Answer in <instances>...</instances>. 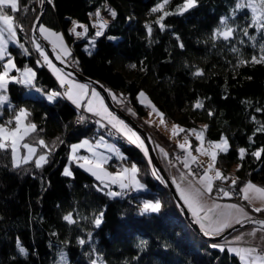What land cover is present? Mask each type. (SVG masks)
Masks as SVG:
<instances>
[{
	"label": "trees",
	"instance_id": "16d2710c",
	"mask_svg": "<svg viewBox=\"0 0 264 264\" xmlns=\"http://www.w3.org/2000/svg\"><path fill=\"white\" fill-rule=\"evenodd\" d=\"M31 1L17 0L14 25L24 27L32 20ZM238 2L241 0H196L194 8L180 14L183 0H169L163 11L174 14L165 18L161 30L156 21L163 11L151 9L163 0H53L45 3L40 23L61 31L70 44L72 19L93 37L94 7H111L117 15L103 35H95L91 43L72 45L69 56L76 54L74 65L124 96L139 116L132 118L142 126L139 121L148 108L137 99L140 90L166 122L179 126L177 136L187 137L191 146L197 142L192 129H203L205 141L225 135L229 151L218 153L215 165L228 179L215 180L216 188H227L233 179L239 189L249 181L264 187V153L259 159L251 154L264 148V130L258 131L264 128V63H251L254 55L259 59L264 54V31L253 26L247 27L249 35L244 34L252 12L244 4L238 10ZM146 26L151 27V34ZM228 27L234 30L229 40L222 36L213 39L215 32ZM31 48L34 53L28 55L9 44L16 67L34 69L35 89L26 92L23 85L10 82L7 92L0 94L9 97L12 109L7 105L0 109V123L20 108L27 109L26 122L34 123L37 131L21 143L34 144L39 155L46 151L37 143L43 139L52 151L48 162L36 168L35 157L14 167L11 148L0 150V264H240L226 249L211 247L219 241H209L189 227L157 176L150 174L142 151L128 141L112 140L120 146L124 163L117 164L113 157L104 166L115 173L119 164L135 162L141 170L138 179L149 186L148 191L109 197L106 192L109 188L119 192L118 185L104 187L75 166L76 157L90 152L79 149L73 154L70 145L82 138L91 140L100 132L90 124H76L77 111L62 96L47 99L57 85L39 51ZM198 69L203 75H194ZM9 74L19 75L16 69ZM198 101L201 108L194 107ZM14 126L13 120L10 127ZM240 148L246 150L243 159ZM66 167L71 175L63 174ZM145 198L158 201L159 211L141 214ZM69 213L74 223L64 220ZM257 214L264 216V212ZM97 217L101 218L99 226L94 222Z\"/></svg>",
	"mask_w": 264,
	"mask_h": 264
},
{
	"label": "snow or ice",
	"instance_id": "6c2138e0",
	"mask_svg": "<svg viewBox=\"0 0 264 264\" xmlns=\"http://www.w3.org/2000/svg\"><path fill=\"white\" fill-rule=\"evenodd\" d=\"M44 0H41L43 3ZM169 2V0H163V3H158L154 8L151 9L152 12L163 11L165 5ZM48 3H51V0H48ZM261 5L264 6V0H261ZM196 6V0H183V4L179 8V13L183 14L191 8ZM251 8L252 17L251 23L248 24L244 30V34L249 35L247 32V27H256L258 31H264V12L261 13L259 17L256 16L257 8L251 4L248 5ZM244 7L243 4L237 3V9L242 10ZM10 8L12 13H16L18 10L17 0H0V61H4L5 57H9L5 63L0 65L3 71H0V92L6 93L8 90L9 83H17L23 84L27 86H33V81L36 76V73L31 68H25L23 70L22 77L10 76L9 73L16 69V64L14 60L11 58V54L8 50L9 44L17 43V31L16 27H19L20 30H23L22 25H14V17L12 15L5 14ZM110 15L113 19H115L117 13L114 10H109ZM174 13L163 11V14L159 16L156 23L159 25L161 30H164L165 25L163 21L169 15ZM97 17V23L93 25V27H98L95 35L97 37L103 35V30L107 27V21H102L100 19V12L97 10L95 13ZM40 21V17L37 16L33 21L32 27L37 29L41 36L46 41H49V37H55V40H50L49 42L53 45V51H56L57 42L60 43L61 51L65 55H60L57 53L56 59L60 60L61 63H66L67 55H70L67 48L63 45V37L50 29L44 26L42 23H38ZM74 27L70 29V31L75 32V28L81 27L84 28V32H87V28L84 25H77L75 21L72 22ZM222 23H226L222 20ZM148 27V32L151 34V27ZM233 29L228 27L225 31H217L213 35V39L218 36H222L224 40H229L233 35ZM76 36L79 38L84 35V33L76 32ZM251 39H255L254 37H250ZM33 44L35 45L37 51H39L40 57L43 58L45 64L53 71V73H61V75L57 76V79L60 82V85L63 87L67 85V89L64 93H60L57 91H52L47 93V99L49 101L54 100L56 97L63 95L68 100H70L78 109H83L84 111L91 113L94 116L100 117V120H97L96 123L100 125V127H105L104 124L101 123V120H107V124L111 125L113 129L117 132L125 135L132 143H136L139 141L140 146L142 147L144 141L141 139L139 135L135 132H132L125 122L119 119L112 111L109 110L108 105L105 103V99L101 96V94L95 89L91 88L89 90V86L85 84L77 83L70 79L72 73H63L62 69H57L52 61L49 59L48 55L45 53L44 49L41 47L39 43L33 40ZM183 47V45H180ZM21 49L24 50L25 54H27V49H24L22 44L19 45ZM233 51H238L233 48ZM261 53H264V45L261 46ZM241 63H247V61H241ZM251 63H264V54L260 56L259 59L254 55L251 59ZM37 64H40V61H37ZM132 67H135L133 65ZM17 71H19L17 69ZM194 75L200 76L203 75L201 70H197ZM103 87V86H101ZM37 92H40V88H36ZM108 92V95L111 99L117 104L123 103L121 97H118L115 93H113L109 89H105ZM143 98V99H140ZM138 99L140 103L143 104V101L147 99L145 93L143 91L138 93ZM5 105L9 109H12L11 102L9 97L6 94H0V109H2ZM148 106L152 107V111L156 112L157 115L161 116V124L164 123L163 113H160L154 105L151 104V101H148ZM203 105L201 102H197L194 107L201 108ZM127 111L133 113L131 108H128ZM260 111V109H257ZM135 114V113H133ZM212 113H209L211 115ZM30 113L25 108H20L18 111H15V115L9 119L5 123H0V150L7 151L9 147L11 148V156L13 161V166L18 167L21 160L18 158L19 149L22 147L27 150V154L22 157L23 163H28L35 157V167L41 168L45 163L48 162L47 156L52 151L51 148L46 144L43 139L37 141L39 146L42 149H45L44 154L37 155V148L34 144H29L27 142L21 143L25 141L26 137H29L31 133L37 131V126L34 123H27V117ZM151 115V113L149 114ZM85 117L80 116L78 120L83 121ZM13 120L15 121V126L10 127L12 125ZM179 126H173V135H176V128ZM207 126L205 125V128ZM264 130L258 129V131ZM180 131H184L183 128H180ZM195 134L196 139L198 141H203V133L196 131L195 129L190 130ZM103 136L100 137V142L97 143L96 147H105L109 152H112L121 160H125L126 158L120 156L119 149H117L114 145L111 144H103ZM83 144H88V141H83ZM83 145H72L73 154L76 153L79 147ZM210 146L218 151H206L202 146L195 147V152L203 155L210 156L212 163H209L206 169H201L199 164L197 163V157L193 155L191 150V144L187 137H185L184 143H178L177 147L181 149L184 155L177 156V161L183 164V168L186 170L185 172H180V180L184 181V184H177L176 180H173V184H176V190L179 193L180 199L183 201V205L187 207L189 212H191L192 216L195 219V222L200 226L203 234L209 237H222L223 234L228 231L235 229L237 225L240 228H244L247 224L258 225L259 227H255L250 231L237 234L233 237L231 241L226 240L224 245L220 244H212L211 247L218 248L220 251H225L229 254H234L239 258L240 264H264V235H260L257 237V232L264 233V220L254 219L250 213L246 210L245 207H242L236 203H218L217 199H220V194L222 193V198L231 199L233 193L225 190L224 188H216L214 185L215 180H227L228 177L223 176L222 172L218 169H214L215 162L217 161L218 153H227L229 151L228 140L225 137H221L219 142H211ZM159 147V146H158ZM89 150L92 151V157L89 158L87 156L76 157L77 160L83 161V163L79 164L81 168H84L85 171L90 172L96 180L100 181L104 187H109L110 184L118 185L120 191H112L110 188L106 192V195L109 197H118L124 196L128 191L141 192L145 189V185L141 183L138 179L140 168L137 166L135 162L131 163V166H123L117 172L112 173L108 172L104 165L108 164L112 159L110 156H105L102 153L96 152L92 150V147L89 146ZM160 151L167 158L168 153L164 152V149L161 148ZM240 158L243 159L245 154V149L240 148L239 150ZM261 153H264V148L258 149L251 154L255 156L257 159L261 157ZM147 150L145 149V155L147 156ZM69 159L72 160L73 156H69ZM149 164H151V160H149ZM195 164V167L191 165ZM174 166V165H173ZM239 165L237 166V171L239 170ZM215 170V175H210V171ZM64 175H71V172L66 167L64 169ZM153 175H157L156 171H153ZM107 180V182H106ZM237 184V180L233 179L230 188H234ZM98 190H102L99 189ZM239 192L243 194L242 199L247 202L248 205L252 206V211L255 213L264 212V187H259L253 184L251 181L245 183L242 187H240ZM259 201L260 206H255V201ZM211 201V203L209 202ZM161 205L158 201L144 200L141 207V214L145 213H155L158 212ZM64 220L68 223H74L72 219V214L69 213L64 217ZM96 226H99L101 223V218L97 217L95 219ZM247 238V239H246ZM244 241L249 244L248 247H234L230 246L232 244H238L240 241ZM81 244H84V240H80ZM19 247V245H18ZM20 253L24 254L25 250L23 247H20ZM92 264H96L95 261Z\"/></svg>",
	"mask_w": 264,
	"mask_h": 264
},
{
	"label": "rangeland",
	"instance_id": "374dc122",
	"mask_svg": "<svg viewBox=\"0 0 264 264\" xmlns=\"http://www.w3.org/2000/svg\"><path fill=\"white\" fill-rule=\"evenodd\" d=\"M46 2H48V0H45V3ZM51 2H53V0H51ZM241 3L242 4H244V5H246L250 10H251V8L248 6L249 4H251V5H253V6H255L256 8H257V12H256V16L257 17H259L260 15H261V13L263 12L262 11V5H261V3H260V1L259 0H241ZM98 7V8H97ZM99 7L100 6H96V7H94V9H93V11H92V13H91V23L94 25V23L92 22V18L94 17V15H95V13L97 12V10H99V12H100V19L102 18V17H104V16H108V19H107V21H109V20H111L112 19V17H111V15H110V11H109V9H112L111 7H106V8H102V9H99ZM105 9H107V11L105 10ZM40 11V10H39ZM39 11H38V15H39ZM106 12H108L109 14H106ZM104 13V14H103ZM5 14H8V15H13V13L11 12V10H10V8L8 9V11L5 13ZM37 15V16H38ZM34 20H35V18H34ZM102 20V19H101ZM73 21H75L76 23H77V25H81L76 19H72L71 21H70V23H69V25H68V29H72L73 27H74V25H73ZM112 22V20L109 22V24ZM95 23H97V19H96V21H95ZM109 24L107 23V27L109 26ZM47 27V26H46ZM78 27V26H77ZM77 27H76V29H75V33L76 32H78L77 31ZM106 27V28H107ZM48 29H50V30H52V31H55V32H57V33H59L62 37H63V45L67 48V50H68V52L71 54V52H70V47H69V45H68V43L65 41V39H64V36H63V34H62V32L61 31H59V30H55V29H53V28H50V27H47ZM79 28H81V27H79ZM98 28V27H97ZM97 28L95 27V30L97 31ZM106 28L103 30V33L105 32V30H106ZM34 28L32 27V30H33ZM81 29H83V28H81ZM19 31H20V34L21 35H23L22 36V41H21V43L26 47V49L28 50V51H30L32 48H29V47H34L35 45L33 44V38L35 39V36H34V34H33V31H30V32H27V31H22V30H20V28L18 29ZM37 32H38V34L40 35V32L37 30ZM83 33V32H82ZM24 34H29L31 37H28L27 39H25V36H24ZM70 35V34H69ZM76 35V34H75ZM41 36V35H40ZM71 37V36H70ZM24 38V39H23ZM45 40V39H44ZM50 40H55V37H49V41ZM18 41V40H17ZM46 41V40H45ZM48 41V42H49ZM79 42H83V43H91L90 41L88 42V41H86V40H82V41H79ZM30 43V44H29ZM50 43V42H49ZM72 45L75 43L73 40H72ZM76 43H78V42H76ZM50 44H52V43H50ZM43 48V47H42ZM56 48H58L59 50H61V47H60V43L59 42H57V44H56ZM25 49V48H24ZM44 49V48H43ZM44 51H45V53L47 54V52H46V50L44 49ZM48 55V54H47ZM62 55H65L64 53H62ZM39 56H40V54H39ZM48 57H49V55H48ZM70 57H72V56H69L68 55V59L70 58ZM49 59H50V57H49ZM40 60L41 61H43V58L42 57H40ZM51 60V59H50ZM7 61V60H6ZM6 61H4V63L6 62ZM52 61V60H51ZM52 63L54 64V62L52 61ZM47 65V64H46ZM55 65V64H54ZM31 68L33 71H34V69L32 68V66H24V67H16V70L18 69L19 71H17L18 72V74L20 75V77H22V74H23V70L25 69V68ZM47 67H48V65H47ZM55 67L57 68V69H60L57 65H55ZM49 68V67H48ZM50 69V68H49ZM9 75H13V74H9ZM19 75H17V77H19ZM74 80V79H73ZM74 81H76V80H74ZM54 82H55V84L57 85V89L55 88V91H57V92H60L61 94L63 93L62 92V89H64L65 88V86H61L60 85V83L57 81V79H55V77H54ZM78 82V81H77ZM34 83V82H33ZM81 84H84V83H81ZM21 85H23V84H21ZM86 85V84H85ZM104 85V84H103ZM25 88V91L27 92H29V91H31V90H33V89H35L34 88V85L33 86H27V85H23ZM89 86V85H88ZM106 87V86H105ZM91 88H95L99 93H100V91L96 88V87H92V86H89V89H91ZM107 88V87H106ZM108 89V88H107ZM42 90V89H41ZM109 90H111L113 93H115L118 97H121L122 98V100H123V103H120V104H118L117 106H119L120 108H122V110L125 112V113H127V114H129L131 117L132 116H134V117H138L139 118V116H138V114H137V112L135 111V109H133L129 104H127V101H126V99H125V97L124 96H121L120 94H118V93H116L114 90H112V89H109ZM43 91V90H42ZM142 90H140L139 92H141ZM52 92V91H51ZM138 92V93H139ZM144 92V91H143ZM145 93V92H144ZM101 94V93H100ZM146 95V94H145ZM62 96V98L64 99V100H67V98L65 99L64 98V96L63 95H61ZM101 96L103 97V95L101 94ZM147 97V96H146ZM104 98V97H103ZM111 98V97H110ZM137 99H138V94H137ZM140 99H143V98H140ZM139 100V99H138ZM113 101V100H112ZM148 101H150L149 99H148V97H147V99L146 100H144L143 101V104H145V105H147V114L145 115V116H143L142 118H140V120L141 121H139L140 123H142V121H143V127L150 133V135L151 136H154L155 135V133H156V131H162L163 130V124H161L159 121H161V116H159V115H157V113L156 112H153L152 111V107L151 106H148ZM67 102L69 103V101L67 100ZM139 102H140V100H139ZM105 103L107 104V102L105 101ZM113 103L116 105L117 103H115L114 101H113ZM152 104V103H151ZM108 105V104H107ZM108 107H109V110L110 111H112L113 113H114V115H116V113L110 108V106L108 105ZM128 108H131L132 110H133V113H135V114H133V113H130L129 111H127V109ZM151 113V115H149ZM117 117H118V115H116ZM96 118H97V120H100V117H98V116H96ZM119 118V117H118ZM76 119V118H75ZM74 119V121H77V120H75ZM120 119V118H119ZM87 120H89V119H84L83 120V122L82 123H84L85 121H87ZM121 120H123V119H121ZM164 120V119H163ZM124 121V120H123ZM125 122V121H124ZM82 123H79V124H82ZM101 123L102 124H107V120L105 119V120H101ZM126 123V122H125ZM88 125L90 124V125H92L93 127H95V128H97L98 129V131H100V133H99V135L101 134V133H103L101 130H100V128H99V124H97L96 123V121H94V123H87ZM127 124V123H126ZM164 124L166 125V126H168L169 127V129H173V126L174 125H177V124H175V123H169V122H166L165 120H164ZM108 125V124H107ZM128 126H129V124H127ZM203 125V124H202ZM109 127H111V125H108ZM178 126V125H177ZM131 127V126H130ZM154 127H155V129H154ZM132 128V127H131ZM132 130H134L133 128H132ZM156 130V131H155ZM193 130V129H192ZM196 131H199V132H202L203 133V129H201V128H199V129H195ZM141 138H142V136H141V134H139L136 130H134ZM155 132V133H154ZM164 133V132H163ZM178 133V132H177ZM190 133L191 134H194V133H192L191 131H190ZM119 134H120V136L124 139V140H126V141H128L129 143H131L130 142V140L125 136V135H123L122 133H120L119 132ZM195 135V134H194ZM101 136H105L104 134H101ZM196 137V136H195ZM221 137H225L226 138V136L225 135H223V136H221ZM221 137H220V139H218V140H212V141H205V140H203L202 142L201 141H198L197 140V142H195V144H194V146H191V150H192V153H193V155H195L196 157H197V159L200 161V163L202 164V166H203V168L204 169H206L207 168V166H208V164L209 163H212V161H211V159H210V156H207V155H203V154H199V153H196L195 152V147H197V146H202L206 151H208V152H211V151H218V150H216V149H214V148H212L211 146H210V143L211 142H219L220 140H221ZM104 138V137H103ZM107 138V137H106ZM156 138V137H155ZM154 140V139H153ZM184 140V139H183ZM88 141V140H87ZM111 143H112V140L110 139L109 140ZM185 141V140H184ZM184 141H183V143H184ZM115 143V142H114ZM114 143H112V144H114ZM83 144V143H82ZM88 144H89V142H88ZM88 144H86V145H88ZM155 144V143H154ZM229 144V143H228ZM114 145H116V144H114ZM91 147H92V150H94V151H96V152H101L99 149H97L96 147H94V144H91L90 145ZM119 146V145H118ZM119 148H120V146H119ZM140 148H141V151L143 150H145L146 149V146H145V144H143V146L141 147L140 146ZM140 150V149H139ZM147 150V149H146ZM88 151L89 152H92V151H90L89 149H88ZM143 151L142 152H140V154H142L143 153ZM172 151H174V150H172ZM119 153H120V151H119ZM168 153H171V150H168ZM27 154V150L26 149H23V148H20L19 149V152H18V158L21 160V162H22V157L24 156V155H26ZM111 154H114V153H112L111 152ZM40 155V154H39ZM115 155V154H114ZM143 156H144V159H145V162H146V164H147V166L149 167V171H150V174L151 175H153V171H154V167H153V165H152V163L151 164H149V160H150V158L149 157H147V156H145V154L143 153ZM183 156V155H182ZM181 156V157H182ZM159 158V157H158ZM169 158V157H168ZM117 159V164L118 163H120V162H123V160H121V159H119V158H116ZM159 160H160V158H159ZM176 161H177V159H176ZM13 162V161H12ZM124 163V162H123ZM181 163V162H180ZM160 164L162 165V163H161V161H160ZM181 165V164H180ZM122 166H125L124 164H122V165H118L117 166V168H118V170L122 167ZM162 167H163V169H164V166L162 165ZM233 168V167H232ZM232 168L231 169H229V171H231L232 170ZM214 169H218L217 168V166L216 165H214ZM165 171V170H164ZM166 173V172H165ZM210 175H215V170H212V171H210V173H209ZM159 182L162 184V186L165 188V190H166V192L168 193V191H167V189H166V187L164 186V184H163V182H162V180L160 179V177H159ZM144 184V183H143ZM145 185V189L143 190V191H148V190H150V188H149V186H147L146 184H144ZM169 194V193H168ZM240 197V195L238 196V198ZM144 200H151V201H154L155 202V200H152V199H150V198H145V199H143V201H142V204H143V202H144ZM250 206V205H249ZM251 208H252V206H250Z\"/></svg>",
	"mask_w": 264,
	"mask_h": 264
},
{
	"label": "water",
	"instance_id": "95a60500",
	"mask_svg": "<svg viewBox=\"0 0 264 264\" xmlns=\"http://www.w3.org/2000/svg\"><path fill=\"white\" fill-rule=\"evenodd\" d=\"M44 5L45 2L41 3L40 5V11H39V17H40V21H41V15L44 9ZM40 21L38 23H40ZM33 34L35 36V39L40 43V45L46 50L47 54L49 55L50 59L63 71H65L66 73H72V78H76L79 79L81 81H85L91 85H93L94 87H96L100 93L103 95L105 101L107 102V104L110 106V108L116 113V115H118V117L120 119H123L127 124H129V126H131L134 130H136L139 134H141L142 136V140L144 141V144L146 146L147 149V153H148V157L151 160V163L154 167V170L156 171L157 175L160 177V179L162 180L164 186L166 187L171 199L173 200L176 208L178 209V211L181 213L182 217L184 218V220L186 221V223L201 237L209 240V241H221L223 239H225L227 236H229L232 232H234L237 229H240V226L237 225L235 229L232 230H228L226 231L222 237L220 236H216V237H209V236H205L202 232V230L199 228L198 224L195 222L194 218L192 217V215L190 214V212L188 211V209L186 208V206L183 205L182 200L180 199V197L178 196L176 190L174 189L172 182L170 181V178L168 177V175L165 173L162 165L160 164V160L158 158V154L156 151V147L154 144V140L153 137L150 135V133L142 126L140 125L136 120H134L129 114L125 113L122 108H120L119 106L115 105L112 101V99L110 98V96L108 95V92L105 91V89H107L105 87V85H103L102 82L97 81L93 78H88L86 76H84L83 74H81L80 72H78L77 70H75L74 68L70 67L69 64L66 63H61L60 60L56 59V55H57V51H53V47L47 42L45 41L37 32V29H33ZM103 86V87H101ZM83 163V161H79L75 164V166L77 168H79L84 174H86L88 177H90L92 180L100 182L98 180H96V178L88 171H85L84 168H81L79 166V164ZM105 169L109 171V169L104 166ZM107 182V180H106ZM110 184V183H109ZM254 219L257 220H264V216H253ZM254 225V224H247L245 225ZM258 226V225H256Z\"/></svg>",
	"mask_w": 264,
	"mask_h": 264
},
{
	"label": "crops",
	"instance_id": "0c3cea01",
	"mask_svg": "<svg viewBox=\"0 0 264 264\" xmlns=\"http://www.w3.org/2000/svg\"><path fill=\"white\" fill-rule=\"evenodd\" d=\"M41 35V34H40ZM64 36V35H63ZM42 38H43V36H41ZM17 38H18V35H17ZM44 39V38H43ZM64 39H65V37H64ZM65 41H66V39H65ZM48 42V41H47ZM49 43V42H48ZM11 44V43H10ZM50 44V43H49ZM52 47H53V45L52 44H50ZM56 51L60 54V55H62V51L61 50H59L58 48H56ZM48 68V67H47ZM48 70L51 72V74L55 77V79H57V76L58 75H61V73H59V72H57V73H53V71L51 70V69H49L48 68ZM71 80H73L72 78H70ZM57 81L59 82V80L57 79ZM74 81V80H73ZM75 82H77V81H75ZM60 83V82H59ZM77 83H79V82H77ZM81 84V83H80ZM66 89H67V85H66V87H65V89H64V91H63V93L66 91ZM90 90V89H89ZM65 99H66V97H64ZM68 100V99H67ZM72 105H74L70 100H68ZM75 106V105H74ZM160 123H161V121H159ZM126 124V123H125ZM127 125V124H126ZM128 126V125H127ZM128 128L132 131V132H135L134 130H132V128L130 127V126H128ZM154 129H155V127H154ZM178 130H179V127L178 128H176V133L178 132ZM156 131V130H155ZM164 132V133H163ZM136 133V132H135ZM155 133V132H154ZM102 134V133H101ZM101 134L99 135H97L96 137H94L93 139H91V140H88V138H82V140H80L79 142H76V143H73V144H71L70 145V149H72V145H83V146H81V147H79L78 148V151H80L79 149H81V150H86L87 152H89L88 151V149H89V146L91 145V144H94V147H96V145H97V143L98 142H100V137H101ZM137 134V133H136ZM138 135V134H137ZM104 137V139H103V144H111V145H114V144H116V143H114L113 141H112V143H114V144H112L109 140H110V138L109 137H107L106 135L105 136H103ZM107 137V138H106ZM156 137V138H155ZM142 139V138H141ZM153 139H154V143H155V147H156V151H157V154H158V157L160 158V161H161V163H162V165L164 166V170H165V172H166V174L168 175V177L170 178V181L172 182V185H173V187H174V189L176 190V184H173V180H176V183L177 184H181V185H183L184 184V181H181L180 180V172H185V174H186V170L183 168V164L182 163H180L179 161H173V160H171L170 158H168V156H167V158L164 156V154L160 151V149L161 148H163L164 149V152H166V153H168V150H174V151H176V150H179V148L177 147V144L178 143H183V141L185 140L184 138H181V137H179V136H177V134L176 135H173V129H169V127L168 126H166L164 123H163V130L162 131H156V133H155V135L153 136ZM184 139V140H183ZM88 140V142H89V144L88 145H84V144H82L83 143V141H87ZM131 142V141H130ZM130 144H132L134 147H136V148H138V149H140L141 150V148H140V144H139V141H137L136 143H130ZM117 149H119V151H120V156H123L124 154H123V152L120 150V148H119V146H118V144H116V145H114ZM159 146V147H158ZM97 149H99L101 152H99V153H102L103 155H105V156H110V157H115V158H118L117 156H115L114 154H111V152H109L105 147H103V146H101V147H96ZM143 151V150H142ZM79 153H81V152H79ZM143 153H145V150L143 151ZM84 154V155H83ZM83 154H80L79 155V157L80 156H87V157H89V158H91L92 157V152H90V154H87V153H84L83 152ZM181 164V165H180ZM174 165V166H173ZM123 167V166H122ZM128 167H130V166H128ZM219 170V169H218ZM212 176H214V175H212ZM142 183V182H141ZM247 183V182H246ZM245 184V183H244ZM243 184V185H244ZM254 184V183H253ZM242 185V186H243ZM256 185V184H255ZM242 186H240V187H242ZM257 186V185H256ZM176 192H177V190H176ZM177 194H178V196H179V193L177 192ZM242 196H243V194L242 193H240V197H239V200H233V199H228V198H223V199H217L216 200V202H218V203H236V204H238V205H240V206H242V207H245L246 208V210L250 213V215L253 217V216H255V215H257V216H261L260 214H257V213H255V212H253L252 211V208L247 204V202L246 201H244L243 199H242ZM180 197V196H179ZM183 202V201H182ZM210 203H211V201H209ZM255 206H260V204H259V201L257 200V201H255ZM187 208V207H186ZM189 211V210H188ZM190 214H191V212H190ZM192 215V214H191ZM193 217V216H192ZM194 218V217H193ZM195 220V219H194ZM200 227V226H199ZM255 227H259V226H256V225H248V226H246V227H244V228H240V229H237V230H235L234 232H232L229 236H227L225 239H223V240H221V241H219V243L218 244H220V245H224L225 244V241L226 240H228V241H231L232 239H233V237L235 236V235H237V234H241V233H244V232H247V231H250L251 229H253V228H255ZM257 237H259L260 235H264V233H261V232H257ZM247 239V238H246ZM230 246H234V247H248V246H250L249 244H247V243H245L243 240L242 241H240L238 244H232V245H230Z\"/></svg>",
	"mask_w": 264,
	"mask_h": 264
},
{
	"label": "built area",
	"instance_id": "2783aa9c",
	"mask_svg": "<svg viewBox=\"0 0 264 264\" xmlns=\"http://www.w3.org/2000/svg\"><path fill=\"white\" fill-rule=\"evenodd\" d=\"M98 8V7H97ZM99 9H102L101 7H99ZM106 11H107V9H105ZM109 10H113V9H109ZM104 14V13H103ZM106 14H109L108 12H106ZM96 19H97V17L94 15V17L92 18V22L94 23V24H96L95 23V21H96ZM102 19V21H107V19H108V16H104V17H102L101 18ZM111 20H113V18L111 19ZM111 20H109V21H107V23L109 24V22L111 21ZM97 28V27H96ZM71 29V28H70ZM70 29H69V34H70V36H71V39L74 41V42H79V41H82L83 39L84 40H86V41H90V42H93L95 39H96V36L94 35L93 37H89L88 35H87V32H84V28L83 29H81V28H79V27H77V31L78 32H83L84 33V35L83 36H81V37H77L76 35H75V32H72V31H70ZM76 29V28H75ZM97 30H98V28H97ZM23 31V30H22ZM26 35V36H25ZM24 36H25V39H27L28 37H31L29 34H24ZM21 41L22 40H18L17 41V43H16V45L19 47V45L20 44H22L21 43ZM30 44V43H29ZM23 45V44H22ZM69 45V47H70V52L72 51L73 52V49H72V44L70 43V44H68ZM24 46V45H23ZM20 48V47H19ZM24 48L26 49V47L24 46ZM29 48H31V47H29ZM21 49V48H20ZM23 50V49H22ZM23 52H24V50H23ZM34 53V50L33 49H31L30 51H28L27 50V54L28 55H30V54H33ZM71 59V57L69 58V60ZM76 109V111H77V117H76V119L75 120H77V121H75V123L76 124H79V123H82L83 121H80V120H78V117H80V116H83V117H85V119H89V120H87V121H85L84 123H82V124H87V123H94V121H97V118H96V116H94V115H92L91 113H88V112H86V111H84L83 109H78L77 107L75 108ZM99 128H100V130L104 133V134H106V135H108V136H110V137H112L114 140L116 139V141H120V142H125L126 140H124L121 136H120V134H119V132H117L115 129H113L112 127H109L107 124H105V127H100V125H99ZM182 155H184V153H183V151L182 150H178V151H171V153H169L168 154V156H169V158L171 159V160H173V161H176V157L177 156H182ZM197 163L199 164V166L201 167V169H203L202 168V166H201V164H200V162L199 161H197ZM192 167H195L196 165L195 164H193V165H191ZM230 186V185H229ZM227 187V188H224V187H221V188H224L225 190H228V191H230V192H232L233 193V195H232V199H235V198H237L239 195H240V193H239V188L237 187V186H235L234 188H230V187ZM220 196H221V198L220 199H223L222 198V193L220 194Z\"/></svg>",
	"mask_w": 264,
	"mask_h": 264
},
{
	"label": "bare ground",
	"instance_id": "6f19581e",
	"mask_svg": "<svg viewBox=\"0 0 264 264\" xmlns=\"http://www.w3.org/2000/svg\"><path fill=\"white\" fill-rule=\"evenodd\" d=\"M44 2H45V0H44ZM40 5H41V0H32V1H31L32 20H31L30 22H28L27 26H24V27H23V31H27V32L32 31V24H33L34 18H36L37 15H38V11L40 10ZM76 60H77V56H76L75 53L72 55V57H71L70 60L66 57V61H67V63L69 64V66L72 67V68H74L75 70H77V71L80 72L81 74H83V72L80 71V70L74 65L75 62H76ZM54 64H55V63H54ZM55 65H56V64H55ZM49 72H50V71H49ZM50 73H51V72H50ZM63 73H66V72L63 71ZM83 75L86 76V77H88V78H91L90 76H87V75H85V74H83ZM52 77H53V79H54V76H53V75H52ZM70 78H72V77H70ZM72 79L78 81L79 83H84V84H86V85H89V86L94 87L93 85H91V84H89V83H87V82H85V81H81V80L76 79V78H72ZM65 87H66V86H65ZM66 101H67V100H66ZM69 103H70V102H69ZM70 104H71V103H70ZM179 150H181V149H179ZM176 151H178V150H176ZM239 193H240V192H239ZM198 226H199V225H198ZM189 227H190V226H189ZM190 228H191V227H190ZM199 228H200V227H199Z\"/></svg>",
	"mask_w": 264,
	"mask_h": 264
}]
</instances>
